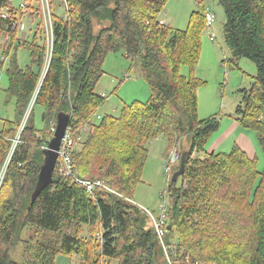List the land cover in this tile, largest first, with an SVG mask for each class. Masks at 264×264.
Masks as SVG:
<instances>
[{"label":"trees","instance_id":"trees-1","mask_svg":"<svg viewBox=\"0 0 264 264\" xmlns=\"http://www.w3.org/2000/svg\"><path fill=\"white\" fill-rule=\"evenodd\" d=\"M24 1L33 28L29 38L21 39L25 15L20 5L0 0V57L5 58L0 69L8 77V100L15 102V117H0V171L47 55L41 0ZM49 1V67L0 189V264H21L11 252L28 226H36L37 235L56 238L42 246L46 264H56L59 255H78L80 264H264V168L259 170L257 155L238 144L228 153L206 149L221 123L218 115L199 117L198 91L205 82L196 69L207 26L202 0L184 30L160 25L168 0H59L60 15ZM218 2L225 11L224 42L232 61L247 58L257 67L251 87L242 90L236 120L256 134L264 152V0ZM21 48L30 53L25 68L18 62ZM109 54H122L138 66L151 96L124 104L119 116L94 122L106 101L96 87ZM35 106L42 109V128L35 123ZM59 113L71 115L74 175L57 165L52 184L32 203ZM86 125L91 130L81 140ZM161 136L169 151L184 137L191 139L189 149L180 151L187 153L183 174L172 180L180 161L167 183L166 251L147 213L133 203L150 156L148 143ZM76 178L101 180L111 191L97 188L90 194Z\"/></svg>","mask_w":264,"mask_h":264},{"label":"rangeland","instance_id":"rangeland-1","mask_svg":"<svg viewBox=\"0 0 264 264\" xmlns=\"http://www.w3.org/2000/svg\"><path fill=\"white\" fill-rule=\"evenodd\" d=\"M22 2L23 0H13V4L16 7L21 5ZM51 3L54 13L63 14L64 10L59 7V0H51ZM202 3L209 13L215 15V19L211 27L206 26L204 30L201 58L196 69V76L205 82L198 91L199 117L200 119H206L218 115L221 123L220 129L213 134L206 146V149L209 150L215 140L221 136V133L223 134L227 127L236 120V109L243 100L242 90L251 87L253 78L257 74V67L254 62L247 58L232 61V54L224 42V24L226 22L224 8L219 4L218 0H202ZM199 9H201V6L198 4V0H168L161 18H165L168 25L172 28L184 30L189 23L191 14ZM23 24L26 27V21H23ZM99 30L100 27L96 25L95 32ZM1 42L2 39L0 40ZM17 55L21 67L25 68L30 64V53L28 50L21 48ZM103 68L106 74L98 83L96 92L99 95L105 93L107 98L94 116V122L98 121V116H119L123 105L126 103L134 101L145 102L150 98L151 90L142 78L139 67L132 66L129 61L122 57V54H109ZM183 72L186 74L187 69L183 68ZM129 78L130 82L125 83ZM7 88L8 77L3 74L0 77V117L13 119L15 117V102L8 100ZM29 107L33 109L34 104L31 105L30 102L26 111H28ZM41 112L42 109L35 106V123L39 128L43 127ZM240 133H245L246 136L250 137L251 143L255 148V155H257L259 160V170H263L264 152L256 134L241 127L229 134L219 144L216 153L230 152ZM84 139L85 137L81 138V140ZM190 143L191 139L184 137L178 148L175 147V149L185 152L189 149ZM168 145V141L164 137L157 138L156 144L148 143L150 156L147 160L142 182L136 187L133 200V203L139 206L147 215L151 213L155 217H158L161 213L160 209L164 204L163 194L166 193L170 177V175L164 173L161 160L159 159L163 156ZM167 155L168 153L165 157ZM195 157H203V154H198ZM150 222L152 223V220ZM37 230L36 226H28L21 232V241L11 252L13 261L21 264H46L45 259L47 257L42 253V246L47 240L56 238L54 236L51 237L48 233L37 235ZM67 231L73 233L74 229L67 228ZM82 236L86 238L89 236L87 227L83 229ZM78 259L76 256L74 257L75 264L78 263ZM60 263L61 260H58L56 264ZM113 264L117 263L114 262Z\"/></svg>","mask_w":264,"mask_h":264},{"label":"built area","instance_id":"built-area-1","mask_svg":"<svg viewBox=\"0 0 264 264\" xmlns=\"http://www.w3.org/2000/svg\"><path fill=\"white\" fill-rule=\"evenodd\" d=\"M63 1L66 2V0H63ZM49 2H50L49 0H41V6H42V11H43L42 13H43V19H44V24H45V31H46V35H47V53H48V55H47V59L45 61V65H44L43 72L41 75L40 84L37 87V89L34 93V96L31 99V105H33L35 103V99L37 97L39 87L42 83V80L45 77L47 70H48L51 55H52L53 23H52V16H51V10H50V6H49ZM20 7H21V9L25 15V19L28 20L29 17L27 15L28 14L27 13V3L24 0L21 3ZM2 17L4 19H7L9 17V15L7 13H4L2 15ZM214 19H215V15H213L207 11V14H206V21H207L206 25H207V27L211 26ZM165 24L166 23L164 20L160 21V25H165ZM7 39H10V37H8ZM0 61L1 62L5 61V58L1 57ZM2 75H3V69H0V77ZM31 109H32V107H29L28 111L25 112L16 137L11 139V141H12L11 149H10L9 154H8L6 160H5V162L1 168V171H0V189H1L4 177H5L8 165L12 159V156L14 154V151H15L17 145L20 142V137H21L22 131L25 127L26 122L28 121L30 114H31ZM97 118L100 119V116H98ZM55 130H56V128L54 129V131ZM90 130H91V126L86 125L83 128L82 137L84 138L89 133ZM73 145H74V141H73V138L71 136L70 130L68 128V130L66 131L65 136L63 137L62 142H61V147H60V151H59V160H58V164H57V165L61 166V171H63L66 175H74V168H73L72 159H71V150H72ZM181 158H182L181 152L175 148L172 149L170 154H169V157L164 161V164H163L164 173L166 175H170L173 167H175L177 164H179V162L181 161ZM76 181L79 184L83 185L85 187L86 191L90 194H92L97 188H102V189L104 188V189L111 191L109 189V187L101 180L90 181V180H81V179L76 178ZM163 199H164V204L161 206L160 215L158 217H155L154 215H152L151 213L148 212L149 213L148 216H149L150 220H152V225H153V227H154V229H155V231H156V233H157V235L161 241V244L163 245L164 250L166 251L167 248L163 243V237L166 233V230H165V226H166V220H165L166 219V193L163 194ZM95 237L100 242L102 240V233L97 232Z\"/></svg>","mask_w":264,"mask_h":264},{"label":"water","instance_id":"water-1","mask_svg":"<svg viewBox=\"0 0 264 264\" xmlns=\"http://www.w3.org/2000/svg\"><path fill=\"white\" fill-rule=\"evenodd\" d=\"M70 121V114L59 113L57 117V124L54 136L50 140L47 148L44 150V163L39 173L35 191L32 194V203L37 199L38 195L53 182V174L58 164L61 142L63 137L65 136L66 131L69 128ZM186 159L187 153H184L181 158L180 169L176 171L172 176V180L174 182H177L179 177L183 174L185 170Z\"/></svg>","mask_w":264,"mask_h":264},{"label":"crops","instance_id":"crops-1","mask_svg":"<svg viewBox=\"0 0 264 264\" xmlns=\"http://www.w3.org/2000/svg\"><path fill=\"white\" fill-rule=\"evenodd\" d=\"M162 20L165 21L166 24H168L167 20L165 18H163ZM26 21V27L25 25L22 23V27H21V30H20V37L21 39H26V38H29L31 35H32V28H33V24L31 23L30 19H26L24 20ZM123 58H125L127 61H129L125 56L122 55ZM130 82V78L126 80L125 83H128ZM105 98H107V95L105 93L102 94ZM241 127L237 120H235L234 122H232V124H230L226 131L222 134L221 133V136H219L215 142L213 143V146L208 150L209 152H216V149L217 147L219 146V144H221L229 134L233 133L234 131H237V128ZM159 138H163L162 136L159 137ZM157 142V139L156 140H153L150 142V144H156ZM235 144H238L240 145L246 152L249 153V155H254L255 154V151H254V146L253 144L251 143V140H250V137L246 136L245 133H240L239 134V137L237 138V140L234 142L233 146ZM232 146V147H233ZM232 149V148H231ZM168 153V155L165 157V155ZM169 156V146L167 147L166 151L164 152L163 156L160 157L159 159L161 160V165L163 166V163H164V160L167 159V157ZM77 257L79 258L78 260V263L77 264H80V257L78 255H73V256H64V255H59L56 259V263L58 260H61V263L60 264H75L74 262V257ZM63 259V260H62Z\"/></svg>","mask_w":264,"mask_h":264}]
</instances>
